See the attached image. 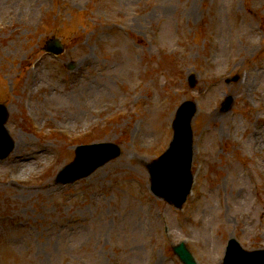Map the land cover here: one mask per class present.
Returning <instances> with one entry per match:
<instances>
[{
  "label": "rangeland",
  "instance_id": "1",
  "mask_svg": "<svg viewBox=\"0 0 264 264\" xmlns=\"http://www.w3.org/2000/svg\"><path fill=\"white\" fill-rule=\"evenodd\" d=\"M52 36L59 58L43 51ZM1 100L14 147L0 160V264H182V240L197 264H222L230 237L264 248V0H0ZM186 100L195 185L176 209L150 192L147 165ZM92 141L120 154L56 184Z\"/></svg>",
  "mask_w": 264,
  "mask_h": 264
},
{
  "label": "water",
  "instance_id": "2",
  "mask_svg": "<svg viewBox=\"0 0 264 264\" xmlns=\"http://www.w3.org/2000/svg\"><path fill=\"white\" fill-rule=\"evenodd\" d=\"M48 49L54 51H60V46L55 41L48 43ZM193 113L190 103L179 108L177 118L175 120L176 133L175 139L172 142L171 148L168 152L156 160L150 165V174L154 178V189L158 192L159 186L161 185V192L164 193L166 198L176 202L183 201L190 187V175H189V164H190V128L189 121ZM7 113L2 104H0V157L5 156L12 148L13 144L10 140L7 131L4 127V121ZM107 148L98 151V156H93L90 159L92 167L104 162L110 157L116 156L119 150L116 146L106 145ZM93 146L86 147L84 151H89ZM81 162V155L78 154L75 162L68 167V169L62 172L68 174L66 178L78 176V174H85L91 167L85 166ZM89 170V171H90ZM177 191L178 194L173 196V192ZM159 194V193H158ZM232 250L229 252L228 257H233L234 254L239 256V264H257L251 261L245 262V258L256 257L260 252L247 253L239 252L237 244L231 242ZM234 253V254H233ZM186 264H193L190 258L186 257Z\"/></svg>",
  "mask_w": 264,
  "mask_h": 264
},
{
  "label": "bare ground",
  "instance_id": "3",
  "mask_svg": "<svg viewBox=\"0 0 264 264\" xmlns=\"http://www.w3.org/2000/svg\"><path fill=\"white\" fill-rule=\"evenodd\" d=\"M79 114H81V112H79ZM210 116L215 117V116H216V115H215V112H214V111L211 112V113H210ZM216 117H217V116H216ZM216 117H215V118H216Z\"/></svg>",
  "mask_w": 264,
  "mask_h": 264
}]
</instances>
